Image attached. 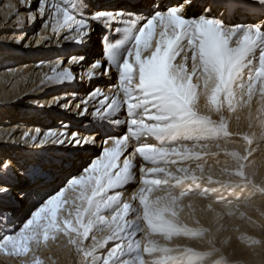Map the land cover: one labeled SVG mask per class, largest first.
I'll return each instance as SVG.
<instances>
[{"label":"bare ground","instance_id":"obj_1","mask_svg":"<svg viewBox=\"0 0 264 264\" xmlns=\"http://www.w3.org/2000/svg\"><path fill=\"white\" fill-rule=\"evenodd\" d=\"M15 1H17V0H15ZM23 1H27L26 4H28L29 7H26V9H22L20 11L24 10L23 12H21V14L23 16H25L26 14H29V15L32 14L31 18H30V20H31L30 24L31 25L29 27H27L25 25L20 24V26L18 25V30L25 28V31L16 32L15 34H12V37L10 35V36L4 37L3 39H0V67H1V69H3V68H5L3 66L9 65L10 63L13 62L14 59H17L16 56L17 55L19 56V53L17 55L14 54L15 55L14 56L13 53L11 52L12 48H14L15 46L21 47L23 49L22 52L24 53V55L29 56L31 54V56H29V57L32 58V60H33V58H36V61H34L33 64H36V62H39V61L45 62V63H42V65L38 64L35 66H31V68H25L24 69L25 74H28L32 70H33V72H31L30 78L28 79L26 84L21 86L22 89L24 88V91L22 92L23 94L19 93V92H21V89L20 90L13 89L14 91L12 90L10 92L11 95L10 94L7 95L8 99L9 98L13 99V100H9L8 102L12 103V101H15V103H17V105H18L16 107V109L18 110V112H19V110H20V112H22L18 115H15V113H11L12 115H10V117L11 116L14 117V119H12V120L14 122H16L15 127L19 128L17 126L18 124L22 125L23 127L26 125L25 130L29 131V134L30 135L32 134V137H33V135L36 132H37L36 134H39V132H41L43 134V133H46L47 131L51 130L50 129L51 127H48L47 125H45V123H42V120H43V118L51 116V115L50 116L47 115L49 113V111L58 110L57 107L61 106V105H56V102L58 100V96L64 95L63 92L65 94H68V92H66V89L70 88L69 86H71L70 83L66 82V81L71 79V77L67 76L68 70H66L67 68L65 70H63L61 67V64H62V61L65 60L66 55L69 54V52L71 53L72 45L75 44L74 43L75 36L73 34H71V31H70L71 28L67 27V24L70 22H76L77 16L74 15L73 10L77 5L75 4L76 0H41V5H40L41 7L37 8L38 7L37 0H34V1L33 0H23ZM38 1H40V0H38ZM71 6H72V8H71ZM17 7H18V3H15V4L11 3L10 4V3L6 2L5 4L0 5V32H1L2 28H3V30H5V28L6 29H8V28L13 29L16 27L15 25H11V26L7 27L6 24L8 23L7 20L9 18V16L16 11ZM43 15L50 16V18H51L50 22L51 23L46 24V26L42 29V31L39 32V34H38L39 35L38 46L34 45V46H32V48H27L25 42L29 39V37H33V35L36 34V33L31 32V28H34V29H35V27L37 28L38 21L43 19ZM23 19H24V17H23ZM16 21H18V20H16ZM181 21L182 20L178 19V24H180ZM18 22H20V21H18ZM76 25H77V27H76V29H74V31L77 32L78 36H80V34L83 33L82 25H79V24H76ZM165 27H166V25H163V28H165ZM169 27L170 28H166L165 30H163L165 36H161V39H156L159 41L157 44H155L158 47L153 49L154 51L151 52L150 59L143 63L141 73L138 75V83L134 82V80L132 79V77L134 75L129 77L131 75L130 74V75H128V77H125L127 84H128V86H127L128 92L131 93L135 89V88H133V85L135 84L137 88L142 89L141 92L143 93V96L141 98H139L142 100V102L151 100L153 102L152 103L153 105L161 106L162 107L161 111H163V112L168 113L170 111H175L177 114L179 112L191 113L193 116L196 114L202 113V112L210 114V112H212V110L214 108L213 104L215 102H218V100H220V101H222V104H224V108H227L226 112H227L228 116H226L225 118H231L233 121L232 123H229V124H231L232 128H234V126L239 127L240 128L239 134L243 136L244 131H246L245 128H247V130H248L249 129L248 125L254 124L253 126L258 131V133H257L258 137L256 139L263 141L264 140V135H263V131H264V53L260 54V58H261L260 61L263 63V65L258 68L263 74L262 78L260 80L259 79L256 80L257 76H256V74L253 75V70H252L253 68H250L248 70V75H246V73H245V76H241V74L239 73L238 65L241 62L242 63L245 62V60L237 59L236 55H237L238 51L241 49V47L245 44L246 40H243L240 43V46L238 49H234L235 47L231 48L232 47L231 44H226V39L224 38V33L222 32V30H219L218 27L216 25H214L213 23L207 22L204 25L203 24H196V25L194 24L193 25V28H195L197 30L198 35L196 38L197 40H193L191 38V36L188 37V40L192 43L194 49H193V52L187 56L186 60L185 59H180L178 61L176 60V59H179V56H180L179 51L176 50L177 47H175L173 49L169 58H165L167 55V51L171 50L170 48L173 47L178 36L183 33V28L180 26L176 27L175 25H170ZM35 31H36V29L34 30V32ZM78 31H80V32H78ZM216 31L218 33L217 35H215ZM9 37L14 39L16 41V43L12 42L13 41L12 39H11L12 41L9 40ZM250 38H251V36H250ZM212 41L214 44L216 42H219V45H218L219 50L217 51V53L220 56L223 55L222 57H224V59L228 58L227 62H226V60H224V61L222 60L221 64H219L217 58L215 59L214 57H212L210 55L211 52H210L209 47L212 46ZM154 43H155V41H153V43H151V48H153ZM28 50H31V51H28ZM76 55L77 54L72 52L70 57H74ZM49 56H51V57L52 56H58L59 59H58V57L51 58ZM228 56H233L236 60H233L232 62H230V59ZM47 58L53 59V60L58 59V60L51 62V63H46L47 61H44V59H47ZM32 60H31V62H32ZM50 61H52V60H50ZM133 69H135V66L133 67ZM227 70L231 74L227 73L228 72ZM129 71L131 72V70H129ZM5 73H6V71H5ZM123 73L125 74V72H123ZM239 74H240V76H239ZM3 77H4V79H3ZM3 77L0 76V78H1L0 79V89L1 90H4L1 86V82H2V85H7L8 80L11 78L10 75H5ZM243 79H244V84L241 83L243 81ZM258 81H260V83H261L260 88L258 87ZM66 83H67V85H64ZM25 90H32L30 92V93H32V95L26 97L24 95L25 93L27 94V92ZM36 90H39V91H37V92H39V94L35 95ZM59 90H63V92L59 91ZM109 90H112V92H113L112 95L119 93L118 89L117 88L115 89V87L111 88L109 86ZM51 92H54L52 96L50 95ZM40 95H41V97H39ZM64 96H67V95H64ZM92 96L95 97V99H97L99 94H94ZM162 98H165V99H162ZM118 99H120V95H119V97L115 98V100L117 102L119 101ZM31 103H34L35 106L31 105ZM102 104H101V106H102ZM7 105H10V104H7ZM109 105L114 106V109L112 111L107 109L106 111H104L102 113V115L106 114L107 116H109V117H106V118H110L108 120V123L112 124L111 126L115 127L116 125L120 124V121L119 120L117 121L118 117L116 118L117 108H119V104L113 105V103H110ZM178 105L183 106L182 111L176 110ZM63 107L65 108L64 112L66 111L67 115L69 116L72 113L79 110L80 104L71 105V106L69 104H66V106L63 105ZM89 107H90L89 110L94 109L95 108L94 102L89 103ZM148 107H154V106L149 105ZM13 110L15 111L14 108H13ZM29 110H32L34 112V116L32 115L31 118H33V119L28 121V120H25V114H23V113H25V111H29ZM8 112L9 111H8V109H6V107L5 108L2 107V109L0 110V120H2V121H3V119L5 120L6 118H3L2 116L7 115ZM84 113H87V111L84 110ZM92 113H93L94 117L97 115H100L99 111H95ZM88 115H89V112H88ZM221 115H222V113H221ZM147 117H150V115H148ZM151 117H152V115H151ZM213 117H214V115H213ZM51 119H53V118H51ZM112 121H114V123H112ZM59 123L61 124V122H59ZM206 123H208V121H206ZM65 124H66V121H65L64 125ZM202 124H205V123L203 122ZM226 126H227V124H226ZM253 126H251V127H253ZM64 128H66V127H64ZM165 128H167L165 131L157 130L153 134H151V132L148 133L150 128L147 124H144L143 126H138V128H135V131L133 132V134L135 136L134 137L135 138L134 143L136 144L137 139L141 138V135L150 136V134H151L152 138L157 136L158 138L161 139V135L163 133L169 134L170 132H172L176 129L173 122H169ZM255 128H254V131H255ZM206 129L208 130L207 127H206ZM21 130L22 129L19 128L18 132L20 133ZM201 130H202L201 125H197L196 123H192L190 126H188V129L183 130L181 132V134H183L185 136H192V135L196 136V135H200L198 133H200ZM196 131H198V132H196ZM1 132H2V129L0 127V133ZM74 132H76V131H74ZM74 132L68 131V130L66 131V129L58 130L57 134L59 135L60 139H49L50 137H48V139H46L47 141L45 143L44 142L41 143L40 152L49 153L50 151H52V152L58 151V153H61V152L66 151L67 148L69 149L70 145H72L76 141L78 144H81L82 142H83V144H85V143H88L90 140H92L91 138L85 139L83 137L84 139H81L79 141V138L77 136H75L76 134H79V133H74ZM140 132H141V134H138ZM173 133H175V131L172 132L168 136L172 137ZM17 137H19V135ZM43 137L44 136H42L39 140L43 139ZM120 137H121L120 134L111 135L109 137V140H108V141L111 140V143L108 145V148L103 149L102 156L94 159L89 171H86L85 173H83L81 175V177L79 178V180L76 179V181H73V183H71L72 185H74L76 187V190H74L73 193L69 194V196L70 195L75 196V194L78 196L76 198V202L78 203V205H77L78 216H79V218H86L87 221L89 222V224H87V226L89 225L88 229L83 228L84 229L83 232L87 233V231L89 230V227L94 226V225H92L93 224V222L91 221L92 218H95L94 220H98V221L102 222L99 219V216L101 215V211L105 208V206H107L106 200H107L108 194L115 192V191H118V190H121L120 188L122 187L123 183L127 182L128 178H129V175L127 174L126 163L122 162L121 165H119V163H118V160H119L118 156L121 154L122 149H124L123 146L127 143H128V146H131V147L134 146V149L130 150L127 154H125L122 157V159H124L126 157L128 165L134 160V157L136 155H140L142 157H145V156H148L149 154L152 153V149H150L149 146L137 148L133 142H132V144L127 142L126 137H123V138H120ZM247 137H248V135H247ZM63 138H66L65 139L66 141L64 143H68L66 146H64L65 144L62 143V141H61V140H63ZM237 138L235 137L234 139H237ZM149 139L150 138H147L145 140H149ZM234 139L232 140L233 142L232 141H224V142L220 143L221 150L224 151L228 148L231 149V147H229V146H232L233 148H235V146L237 147V145H238L236 142L237 140L235 141ZM251 139L252 138H250V140ZM259 140H257V141H259ZM11 142L12 141L9 140L7 142V144H10ZM17 142H19V140H17ZM36 144L37 143L32 144V147H34ZM47 144H48V146H47ZM248 144H246V145H248ZM20 145H23V141H22V143L20 142ZM205 147H206V145H205ZM194 148H195L194 149L195 151H196V149H198L197 147H194ZM208 148H210V147H208ZM217 148H218V146H217ZM26 149H27V146H26ZM206 149H198V150H200L199 152L202 155L206 154V153L212 154V152L214 151L213 146L211 149H208V150H206ZM230 149H228V150L230 151ZM14 150L10 149L9 153H14ZM175 152L180 153V150H177ZM262 152L263 153H262L261 157L258 159L257 167H256V170H258L261 174H262V172H264V159H263L264 158V149L262 150ZM15 153L18 154L17 152H15ZM162 153H163V155H167L170 152L167 150H163ZM188 153H190V151ZM85 158H87L86 160H89V156H85ZM173 160L171 159V161H170V159H169L168 161L173 162ZM22 164H24V162ZM12 165L4 167L5 169H3V170L5 172L0 178L1 181H4L5 178L8 180H12V177H14V176H12V173H14L12 171V169H14L12 167ZM146 165H148V164H146ZM253 167L254 166H252V168ZM21 168H24V166H22ZM191 169L193 170L192 167H191ZM73 170H75V172L77 171V169H75V168H73ZM204 170H206V169L204 168ZM187 171H190V170L188 169ZM199 171L200 172H197V171L192 172V175L201 177V175H202L201 170H199ZM69 173H70V175H72L71 170ZM211 174H215V173L212 172ZM155 178L158 179L159 177L155 176ZM157 179H155V181H154V186L156 187L154 189L155 191L149 190V193H152V192L153 193H158V192L161 193V190H157L159 188V184H160V182H158ZM1 181H0V188L2 187L3 191L11 190V188L8 185L1 184L2 183ZM75 182H78V185L75 184ZM238 185H240V184H238ZM56 186H59V184H57ZM131 186L132 185H130L129 187H131ZM213 187H214V185H213ZM68 188H70V187H68ZM70 189H68V191ZM237 189L239 191L241 190V188L240 189L239 188L234 189L232 187V189H230V191L236 192ZM250 189H252V188H250ZM44 190H45V192H44ZM55 190H56V188L53 189V191H55ZM216 190H218V189H216ZM143 192H141V193H143ZM45 193H46V189H42L40 192H38L36 194V201H38L40 196H42ZM130 193L131 192L128 191V195H127L128 197L131 196ZM3 194H4V192L2 194H0V196ZM51 194H52V192H51ZM66 194L63 193V196H64V198H66L65 199L66 201H69ZM133 194L136 195L135 193H132V195ZM163 194H164V196H163ZM149 196H150L149 198H151V194ZM117 197L120 198V196H117ZM193 197L194 198H189L187 200L183 199L179 203L174 204L172 206H171V203H173V201L175 200V196L172 195V193H169V192L168 193H161V197L159 199H162V200L166 199V202L164 201V207L163 208L166 209V208L170 207L169 208L170 214L177 216V217H181V218H179L182 221L181 224L182 225L184 224L185 226H190V227L195 226L196 225L195 223L197 222V221H195V223H194L195 225L192 224L193 223L192 219L189 216L190 212L187 211L182 216H179L180 213L177 212V210H179V209L184 210L185 205H187V201L189 202V205L191 207L197 206V207H199L198 209H202L203 213L201 210H199L202 213V215H200L201 217H199V218H201L202 220L201 219H199V220L203 224H205L204 227L206 225H210V222H212L213 219H217L220 216L223 217L222 215H220L221 213L223 215L228 213V216H229L228 220L231 223H233L235 221V218L237 219V217H234V216L236 214L238 215V213H240L239 210L240 211L249 210V208H247V206L249 205V202L246 203L247 200H249V201L252 200V202H251L252 204L256 203V201L254 200L255 199L254 196L251 197L250 195H247L246 201L244 203H241L240 206L237 207L238 209H236V208L234 209L235 206L234 207L229 206V205H223V206H217L216 205L215 206V202H212V203H210V201L204 202L203 199L205 197L204 198H201L200 196L199 197L193 196ZM13 198H15V195L11 196L9 193V194H6L5 197H3L2 199L3 200L9 199V200H12L13 202H16V203H17V201H19L21 203V199L19 200V198H22V197H16L17 201L15 199L13 200ZM130 199H131V197L126 198L125 201L128 202V201H130ZM151 199H153V198H151ZM151 199H149V200H151ZM244 199H243V201H244ZM143 201L145 203V202H147V199L143 198ZM260 201L262 202V199H259L258 203H260ZM55 202L60 203V197H59V199H56ZM116 203H117V200H113L112 203H110V206L113 207L116 205ZM150 203H152V201ZM221 204H223V203H221ZM23 205L18 204V210L20 213L25 214L26 211L24 210L25 207H23ZM230 205H232V202ZM235 205H236V203H235ZM214 206H215V208H214ZM133 208H135V207L133 206ZM195 212L196 211L194 210L193 214H195ZM143 213H144V216H147L148 218L153 217L155 222H158L159 226L157 225V227L154 229L158 232L159 236L164 238L165 241L169 240V239H171V241L174 239L176 240L178 231L175 229L174 225H177V226L180 225V222L177 220V218H174L173 216L168 215L165 211L152 212L151 209L148 207H145V205L143 206ZM51 214L52 213L48 214V216L53 217V215L55 213L53 212L52 216H51ZM197 214H199V213H197ZM123 215H124L123 213H119V215L114 220H112V222H111V227L113 229H115L114 232L118 234V235L116 234V239L113 241L112 244H115V243L118 244L120 242V244L115 246L114 251L111 254L113 256L116 254L118 256L123 254V252H121V251L125 246H122V243L125 241H127L128 244L130 245V246H128L129 247L128 249H132L137 244L136 241L134 242V239L137 236V229H143V227L141 226V223H140V221H141L140 217H139V219H136V220L135 219L130 220L131 217L125 216L122 223L119 225L118 222L120 221V219L122 218ZM5 216H6V221H10V220L14 221L15 218H17V216L14 217L15 214L13 216L11 213H6ZM37 217H41V215L38 214ZM223 219H221L220 221H222ZM90 222H92V223L90 224ZM127 222H128V225H126ZM213 223H215V222H213ZM10 226H12V225L10 224ZM10 226L8 227L7 231L4 233L3 237L8 236L9 233L11 232ZM77 226H78V229H81V226H79V225H77ZM97 226H98V229L96 230V232L93 233L94 234V236H93L94 241L92 244H94V246H98V247L102 248L105 245L108 237H107V235H102L104 232V230L102 228L103 225L98 223L96 225V227ZM125 226L128 227V229L125 230V231L129 232L128 233L129 236L127 235L128 237L125 234L122 235V233H121V230H123V228ZM201 226H203V225H201ZM241 227H244V226L242 225ZM99 228H102V229L100 230ZM210 229H211V227H210ZM187 230H189V227L187 228ZM192 230H194V229H192ZM125 237H126V240H122V238H125ZM76 239H78V238H76ZM154 241L156 242V240H152L150 242L154 243ZM10 242L11 241H6L2 244L3 246H0V254L6 248H8L7 244H9ZM61 243L62 244H59L60 248L63 246L62 241H61ZM157 243H158V241H157ZM166 243L167 242H165V244L161 245V247L166 248L168 246H172V247H174L175 245L179 246L181 241H179L178 244L174 243V245L173 244L171 245L169 243L166 244ZM176 243H177V241H176ZM154 244H156V243H154ZM185 245H186V242H185ZM194 246H195V244H194ZM59 247H56L55 245H53V248H46L45 247L42 250V253L44 255L51 254V256H57L59 254H57V252H55L54 249L59 248ZM70 247H71V245H70V243H68L67 246L65 247L67 250L64 252L63 255H60L61 256L60 260L61 261L64 260V264H68V263H70V261L72 259L76 258L75 252H73L72 248H70ZM154 247H156V245H154ZM200 247L201 246H199V248ZM123 251H124V249H123ZM171 251H173V250H171ZM164 252L165 253H163L162 255H167L166 251H164ZM4 256H6V259H7V260L6 259L5 260L8 261V258L10 256H7V255H4ZM51 256H46L44 258L48 264H52ZM12 259H10L11 262H13ZM29 259H30L29 257L27 258L25 256V257H22L18 262L15 261L14 263H16V264H18V263H20V264H32ZM80 260L78 259L79 263L81 262ZM97 261H98V259H97ZM115 261H120V259L114 260V261L112 260L111 263L116 264L117 262H115ZM147 261L150 262L148 259H147ZM91 262L94 263L93 261H91ZM107 262H109V258L104 259V263L107 264ZM0 264H4V261L0 260Z\"/></svg>","mask_w":264,"mask_h":264},{"label":"rangeland","instance_id":"obj_2","mask_svg":"<svg viewBox=\"0 0 264 264\" xmlns=\"http://www.w3.org/2000/svg\"><path fill=\"white\" fill-rule=\"evenodd\" d=\"M6 2H8L10 4L11 3H14V4L18 3V7H17L16 11L9 16V18L7 20L8 23L6 24L7 27L11 26V25H15L16 27L13 29H10V28L6 29L5 28V30H3V28H2V30L0 32V39H3L4 37L10 36V35L12 37V34H15L16 32L25 31V28L18 30V25L20 26V24L25 25L27 27H29L31 25L30 24L31 23L30 18H31L32 14L31 15L26 14L25 16H23L21 14V12H23L24 10L20 11L22 9H26V7H29L28 4H26L27 1H23V0H17V1H15V0H0V5L5 4ZM37 2H38L37 8H40L41 2L38 0H37ZM23 17H24V19H23ZM77 19L78 18H76V22H70L67 24V27L71 28V30H70L71 34H73V32H75L74 29H76V27H77L76 24H79V25L83 24V23H79V20H77ZM16 20L20 21L21 23L16 21ZM50 20H51L50 16L43 15V19L38 21L37 28L35 27L36 31L34 32L35 29L31 28V32L36 33V34H34L33 37H29V39L25 42L27 48H32V46H34V45L38 46V37H39L38 34H39V32L42 31V29L46 26V24L51 23ZM82 28H83L82 31L84 32V29H85L84 25H82ZM78 32H80V31H78ZM76 36H78L77 32H76ZM11 39L12 38L9 37V40H11ZM12 40H11L12 42L16 43V41L14 39H12ZM20 55H23V56L18 57L17 59H14L12 63L4 66L5 68L1 69V67H0V76H2V77L5 75L11 76V78L8 80L7 85H2V82H1V86L4 90L0 89V110L2 109V107L3 108L6 107V109H8V111H9L7 113V115L3 114L4 116H2L3 118H6V119L5 120L3 119V121L0 120V127L2 129V132L0 133V172L3 169H5L4 168L5 166L12 165L13 163L14 164L18 163V159L21 156H23L24 154H26V151H27L26 146L29 149L32 146V144H34V143H37V145H41V143H43V142L45 143L47 141L46 139H48V137H50L49 139H60L59 135L57 134V131L60 129H62V130L66 129V131L67 130L69 131L68 126L70 125V123H72L74 125V127L70 128V129H75L76 132H74V133H78V130L76 127L81 126L76 121L77 115L74 117L75 114L72 113L68 117L64 118V116L60 114L58 116H54L53 119L47 118V123L45 125H47L48 127H51L50 128L51 130L47 131L46 133L42 134L41 132H39V134H36L37 133L36 132L32 137V134L30 135L29 131L25 130L26 125L23 127L20 124H18L17 126L22 130L20 131V133L18 132L19 128L15 127L16 122H14L12 120V119H14V117L13 116L10 117V115H12L11 113H15V115H18L21 112H20V110L18 112V110L16 109V107L18 105H17V103H15V101H12V103L8 102L9 100H13V99H10V98L8 99L7 95L8 94L11 95L10 92L13 89H15V90L21 89V92H19V93H22L24 91V88L22 89L21 86L26 84V82L30 78L31 72H33V70H32L28 74H25L24 73L25 68H31V66H35L38 64L42 65V63H45L43 61H39V62H36V64H33V62L36 61V58H33V60H32V58L29 57V56H31V54L28 56V55H24V54L20 53ZM69 56L67 54L65 57V60L62 61L61 67L63 70H65L67 68L65 62L67 61ZM53 57H58V56H52L51 58H53ZM58 59H59V57H58ZM58 59L53 60V59L47 58V59H44V61H47L46 63H51V62L57 61ZM31 60H32V62H31ZM50 60H52V61H50ZM66 70H68V68ZM5 71H6V73H5ZM67 76H69L68 71H67ZM69 77H71V76H69ZM3 79H4V77H3ZM25 91L27 92V94L26 93L24 94L26 97L32 95V93H30L32 90H25ZM37 91H39V90H36L35 95L39 94V92H37ZM59 91L63 92V90H59ZM93 91L91 90L88 93H92ZM53 93L54 92H51L50 95L52 96ZM39 97H41V95ZM68 99L69 98L64 96V95L58 96V100L56 102V105H61V106H59V107H61L59 113L62 112L63 114H65L64 113L65 108L63 107V105L64 106H66V104H69L70 106L71 105H78V104H74L72 102L69 103ZM92 99L94 100L95 97H93ZM91 102L92 101H90L89 103H91ZM7 104H10V105H7ZM31 105L35 106L34 103H31ZM150 105L154 106V107L157 106V105L155 106L153 104H150ZM119 107H120V104H119ZM13 108L15 109L16 112L13 110ZM226 109L227 108L222 110L221 105H219V104L215 105V108L213 110V112L215 111L213 113V115H214L213 118H216V119L212 122H208V124H209V126H207L208 130L206 129L208 135L205 134V136L197 137V138L193 139V142L191 144L192 148H194V147H197L198 149H206L207 148L206 150L211 149L213 146L214 151L212 152V154L206 153V154H203L204 156L202 154H200V157H198V159L196 160V162L194 164H192L193 163L192 160H195V159L191 160V162H190V164H192L191 166H189L188 164H181V163H179L180 162L179 160H173L172 159L173 162H169L167 160L165 162V165H161L160 167L157 168V170H158L157 173H162V179H164V177H171V175L167 174L162 169L163 166H166L167 168L172 167L175 172H178V175H179V171H181V168H185L187 166L188 167H187L186 171L189 169L190 170L189 172H191V176H192V172H195V171L200 172L199 170H201V173H202L201 177L194 176L195 179H193L192 181L188 182V180H190V179H187L179 188H175L173 195H175L177 198H180L183 196H185V198H183V199H186V200L189 198H194V197H191L186 192V189L188 187L193 186L194 188L190 187L191 189L193 188L192 192L195 191V193L192 196H195V197L200 196L201 198L205 197L204 198L205 200L203 199L204 202H209V201H210V203L215 202V206L216 205L217 206L229 205L232 207L235 206L234 209L235 208L238 209L237 207L240 206L241 203H244L246 201L247 195H250L251 197L254 196L255 197L254 200L256 201V203L252 204L251 203L252 200L251 201L247 200L246 203L249 202V205L247 206V208H249V210H247V211H240L239 210L240 213H238V215L236 214L237 216L236 215L234 216V217H237V219L235 218V221L233 223H231L228 220L229 219L228 213L224 214L227 218L221 213L220 215H222L223 217H221L219 215L220 217H218L217 219H213L212 222H210V225H206L204 227L205 224H203L199 220V219H201V218H199V217H201L200 215H202V213H203L202 209H198L199 207H197V206H196L197 208L191 207L189 205V202L187 201V205H185L184 210L179 209L178 212L181 211V215L182 214L184 215L187 211H189L190 212L189 216L191 217L192 222H193L192 224H194L195 221H197L195 223L196 225L194 224L196 227L195 226H191V227L190 226H184V224L182 225L181 224L182 221L179 219L180 218L179 217L178 221H180V224L183 228L180 226L178 228L175 227V229L178 231L176 240L174 239L175 241L174 240H172V241L166 240L165 241L164 238L159 236L158 232L154 229L157 226L156 227L153 226L151 229V231L154 234L150 233V227H149L150 223L149 224L143 223L142 226L146 227V225H147L148 227H146L145 229H142L143 231H145L146 235H145V237L141 238V242H139V248L141 250V252H140L141 254H139V257H140L142 264H264V172H262V174H261L258 170H256L257 161L263 153L262 150L264 149V140L262 141V140L256 139L258 137V134H257L258 131L253 126L254 124L248 125V128H249L248 130H247V128H245L246 131H244L243 136L239 134L240 128L237 126H234V128H232L231 124H230L229 126L227 125L228 127L225 128L223 126L224 122H225V124H227V121H228V123L233 122L231 118H225L226 120H224V117L228 116ZM219 110H221V111H219ZM220 112L222 113L223 116L220 115ZM33 114H34V112H33ZM66 115H67V113H66ZM65 121H66V124H65L66 126L64 125ZM59 122H61V124ZM202 123L203 122H201L200 124H202ZM143 125L144 124L137 125V127H135V128H138V126H143ZM251 126H253L255 128V131H254V128ZM64 127H66V128H64ZM224 128H225V130H224ZM226 130H230L229 131L230 133L226 132L227 133L226 134L225 133ZM132 131L134 132L135 129H133ZM18 135H19V137H17ZM247 135H248V137H247ZM263 135H264V131H263ZM42 136H44L43 139L39 140ZM235 137L236 138L238 137V138L234 139ZM250 138H252V139L250 140ZM65 139L66 138H63V140H61V141L65 142L66 141ZM233 139L235 141L237 140L236 141L238 144L237 147L235 146V148H233L232 146H229V147H231V149L227 147L228 149H230V151L228 149H226L224 151L221 150L220 143H222L224 141H232ZM9 140L12 142L10 144H7V142ZM17 140H19V142H17ZM257 140H259V141H257ZM22 141H23V145H20V142L22 143ZM246 144H248L249 146ZM205 145H206V147H205ZM217 146L219 149L217 148ZM208 147H210V148H208ZM10 149L11 150L15 149L14 153H9ZM15 152H17L18 154H16ZM194 152H196V151L194 150ZM170 161H171V159H170ZM252 166H254V167L252 168ZM86 167H88V165ZM191 167L193 168V170L191 169ZM204 168L206 170H204ZM171 169H169V170H171ZM142 171L144 172V169ZM146 172H148V171H146ZM212 172L215 174H211ZM79 176H80V174L76 178H78ZM146 176L147 175L144 176L145 178L142 177L143 182L139 186H137V188H135V194L136 195H134V196L138 197V196H143V195L148 194V189L150 188V182L146 181ZM71 180L64 182V184L59 188L58 191H56V190H55L56 192L53 191L52 194L54 192L55 193L53 195H51L49 198H47L46 200H44L43 203H41L40 205H37L36 208H32V210H29L27 216H25V217L21 218V220H19V221H21V225H19L18 228L15 227V229L17 228L16 231L12 235H8L9 238L0 239V246H3L2 244L6 241H11L9 244H7L8 248H6L0 254V260L4 261V264H16V263H14L15 261L18 262L22 257H25V256L27 258L28 257L30 258L29 260L32 264H48L44 258L46 256H51V254L44 255L42 253V250L45 247L46 248H53V245H55L56 247H59L60 246L59 244H62L61 241L63 242V246L61 248L59 247V248L54 249L55 252H57V254H59V255L51 256L52 264H61V263L64 264V260H62L63 262L60 260V257H61L60 255H63L64 252L67 250L65 247L67 246L68 243H70V245H71L70 248H72V251L75 252V255H76V258L72 259L70 261V263H68V264H81V263L82 264H89V263L90 264H100V263L105 264L104 259H106V258H109V262H107V264H113V263H111V261L113 259H110V257H108V256L111 252H113V250L115 248L114 245H111V244L116 239L117 233H115L114 236L108 235L111 233L110 232L111 231L110 230L111 229L110 217L108 220H103L104 227H102V228H103L104 232L102 235H108V239L106 240L105 247L100 248L98 246H94V244H92L94 241L93 240V238H94L93 233L96 232V230L98 229V226L96 227V225L98 223H102V222H100L98 220L91 219V221L93 222L92 225H94V226L89 227V230L87 231V233L83 232L84 229H88L89 225L87 226L86 224H89V222L87 221L86 218H79V216H78V212H77L78 203L76 202V198L78 196L76 194H75V196H71V195L69 196V194L73 193L74 190H76V187L70 183ZM186 183H188V187L186 186ZM75 184H78V182ZM238 184H240V185H238ZM213 185H214V187H213ZM68 187H70L71 189ZM232 187L234 189H236V188L240 189L241 188V190L239 191L237 189L236 192H232V191H230V189H232ZM250 188H252V189H250ZM68 189H70L71 191L69 190L67 192V198L69 199V201H66L65 200L66 198H64V196H62L61 192L67 191ZM216 189H218V190H216ZM165 191L166 190L164 188L161 189V193H165ZM141 192H143V193H141ZM166 192H168V191H166ZM158 194L159 193H151V198H153V199L149 198V199H151L149 201L150 202L152 201V203H150V207L153 211H156V209L159 208L158 207V204H159L158 200L161 197V195L160 194L158 195ZM59 197H60V203L55 202V200L59 199ZM243 199H244V201H243ZM259 199H262V202L260 201V203H258ZM220 202L223 204H221ZM231 202H232V205H230ZM235 203L237 206L235 205ZM127 204H125L126 210H128V208H127L128 206H129L130 211L135 210V208H133L134 202H130ZM215 206H214V208H215ZM136 209H138V208H136ZM194 210L196 211L195 214H193ZM199 210H201L202 213ZM53 212L55 213L53 215V217L48 216V214H50V213L53 214ZM197 213H199V214H197ZM38 214L41 215V217H37ZM52 214H51V216H52ZM170 215L173 216L174 218L177 217V216H174L172 214H170ZM179 216H180V214H179ZM146 217L147 216H145V218ZM140 219L143 220L144 218H140ZM221 219H223V220L220 221ZM213 222H215V223H213ZM156 223L159 226L158 222H156ZM90 224H91V222H90ZM77 225L81 226V229H78ZM201 225H203V226H201ZM242 225L244 227H241ZM188 227H189V230H187ZM210 227H211V229H210ZM102 228H99V229L101 230ZM192 229H194V230H192ZM138 230H141V229H138ZM143 231H142V233H143ZM156 234H158V235H156ZM137 235H138V233H137ZM76 238H78V239H76ZM137 238H139V236ZM122 240H126V238H122ZM152 240H156V242L154 241V243H156V244H154L153 242L151 243L150 241H152ZM134 241H135V239H134ZM157 241H158V243H157ZM176 241H177V243H176ZM179 241H181L180 245L181 244L185 245V242H186V245L185 246L183 245L184 247L182 245L181 246L175 245L174 246L175 248L172 246H168L166 248L161 247V245L165 244V242H167L171 245L172 244L174 245V243L178 244ZM194 244H195V246H194ZM154 245H156V247H154ZM199 246H201V247L199 248ZM149 250H152V251L148 252V254L149 255L154 254V255L151 256L150 259H148L151 262L147 263V259H145V258H148V255H146L145 252L149 251ZM171 250H173V251H171ZM164 251H166L167 255H162L163 253H165ZM4 255L10 256L8 258V261H6L7 259H6V256H4ZM117 257H121V255H119ZM10 259H12L13 262H11ZM78 259L79 260L81 259L80 263H79ZM97 259H98V261H97ZM124 260H126V259H124ZM124 260H122L121 263H123ZM91 261H93L94 263H92ZM129 261H131V259H129ZM115 262H118V261H115ZM119 263H116V264H119ZM18 264H20V263H18Z\"/></svg>","mask_w":264,"mask_h":264}]
</instances>
